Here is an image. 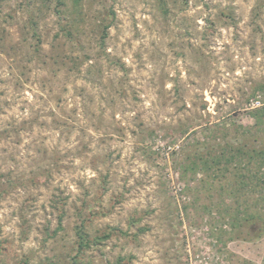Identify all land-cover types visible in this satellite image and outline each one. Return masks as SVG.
<instances>
[{
  "label": "rangeland",
  "instance_id": "rangeland-1",
  "mask_svg": "<svg viewBox=\"0 0 264 264\" xmlns=\"http://www.w3.org/2000/svg\"><path fill=\"white\" fill-rule=\"evenodd\" d=\"M64 1L0 0V264H73L86 206L127 236L75 264H264L224 180L183 169L257 133L264 0Z\"/></svg>",
  "mask_w": 264,
  "mask_h": 264
},
{
  "label": "trees",
  "instance_id": "trees-1",
  "mask_svg": "<svg viewBox=\"0 0 264 264\" xmlns=\"http://www.w3.org/2000/svg\"><path fill=\"white\" fill-rule=\"evenodd\" d=\"M81 1L72 0L75 7H78ZM57 2L59 7L66 5L64 0H57ZM57 12L62 14L60 8H57ZM110 16L111 23H113V11ZM37 23L32 18V26L34 27ZM102 26V42H104L111 24L103 23ZM63 31L67 32L68 35L71 33L64 28ZM250 116L255 121L254 126L258 129L257 133L248 137L245 135L244 130L243 135H239L231 142H221L218 138H215L216 140L212 144L204 145L202 150L206 149L207 151L196 150L187 154L184 157L183 169L184 172H190L193 175L199 171L205 172L208 176H215L219 182L224 180L221 189L225 197L232 198L234 204L228 206L222 200L221 208H223L224 214L230 217L231 227L233 231L238 230L240 238L245 228H249V234L253 235L254 240L264 237V207L262 205V202H264V103L260 107L252 109ZM246 130L251 133V128ZM229 177L231 178L229 179ZM213 181L211 180L209 184ZM3 192L4 190L0 188V200ZM259 193L261 195H258ZM252 203L254 207L248 210V204L252 205ZM85 210L88 213V218L84 217ZM77 212L81 223L77 225L78 242L72 256L73 264L84 252L92 247L102 245L117 232L127 236V233L122 230L108 227L102 235L92 237L87 231V221L92 220L94 217H105L108 211L102 207L97 209L86 206ZM60 214L59 229H62L61 220L64 211H61ZM144 231L145 229H141L139 233ZM230 238L233 240L236 239V236L233 234ZM242 239L244 238L242 237ZM124 260L125 258L119 257L116 264H124Z\"/></svg>",
  "mask_w": 264,
  "mask_h": 264
}]
</instances>
